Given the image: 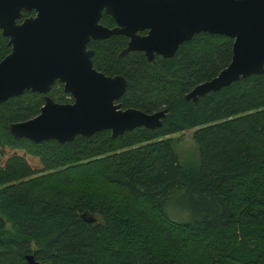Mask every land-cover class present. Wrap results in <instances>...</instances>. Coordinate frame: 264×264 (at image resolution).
Returning a JSON list of instances; mask_svg holds the SVG:
<instances>
[{
  "label": "trees",
  "instance_id": "16d2710c",
  "mask_svg": "<svg viewBox=\"0 0 264 264\" xmlns=\"http://www.w3.org/2000/svg\"><path fill=\"white\" fill-rule=\"evenodd\" d=\"M126 43L91 41L93 66L126 78L124 108L166 109L159 127L34 143L8 124L36 116L44 95L0 103V264H264V73L193 101L185 94L230 62L231 38L201 32L153 62L118 57ZM9 52L0 32V60ZM47 94L72 101L58 81ZM187 129L183 153L175 135ZM176 202L189 219L169 216Z\"/></svg>",
  "mask_w": 264,
  "mask_h": 264
},
{
  "label": "water",
  "instance_id": "95a60500",
  "mask_svg": "<svg viewBox=\"0 0 264 264\" xmlns=\"http://www.w3.org/2000/svg\"><path fill=\"white\" fill-rule=\"evenodd\" d=\"M102 13L113 18L114 27L99 23ZM0 32L10 46L0 60V103L26 90L44 94L36 116L8 124L14 137L34 143H64L101 130L116 137L140 126H161L166 109L146 113L117 102L127 80L94 68L90 40L125 35L129 40L119 56L141 51L152 62L156 55L171 58L201 32L231 38L230 62L185 94L193 101L264 73V0H0ZM56 81L72 102L47 95ZM24 258L27 264H48L32 254Z\"/></svg>",
  "mask_w": 264,
  "mask_h": 264
},
{
  "label": "rangeland",
  "instance_id": "374dc122",
  "mask_svg": "<svg viewBox=\"0 0 264 264\" xmlns=\"http://www.w3.org/2000/svg\"><path fill=\"white\" fill-rule=\"evenodd\" d=\"M192 132H193V129H187V130L183 131L182 133H177L175 135V136L182 135L180 141L179 142L177 141L176 147H178V151L183 150L185 152L188 150H191V151L193 150L194 143L192 140ZM17 152L19 154L24 153L22 151H17ZM25 157L29 161H31L34 165L38 166V163H37L35 158H33L29 155H25ZM169 204H171V205H169ZM169 204L167 205V210H168L167 212L172 219H175V220H187V219H189L188 212L186 211V213L185 212L183 213V209L180 207L179 203L176 202V203H169Z\"/></svg>",
  "mask_w": 264,
  "mask_h": 264
},
{
  "label": "flooded vegetation",
  "instance_id": "af4514ba",
  "mask_svg": "<svg viewBox=\"0 0 264 264\" xmlns=\"http://www.w3.org/2000/svg\"><path fill=\"white\" fill-rule=\"evenodd\" d=\"M103 14H105V13H102V15H103ZM30 15H34V12H33V11L30 12V13L23 12V17L30 16ZM105 15H107V14H105ZM108 16H109V17L112 19V21H113V23H112L111 25H105V24L101 23V22H100V19H99V23L102 24L103 26L107 27V28H112V27H114L115 22H114L113 18H112L110 15H108ZM100 18H101V17H100ZM142 32H143V31H142ZM139 33H140V34H144L145 31H144V33H141V32H139ZM119 35H121V34H119ZM124 36H125V35H124ZM108 38H109V37H108ZM105 39H106V38H105ZM100 40H102V39H100ZM128 40H129V39H128V37H127V42H128ZM91 41H97V40H90V42H91ZM90 42L87 44V48L92 49V48L89 46ZM126 45H127V43H126ZM126 45H125V47H126ZM125 47H123V48H125ZM123 48H122V49H123ZM122 49H121V50H122ZM92 50L94 51V49H92ZM121 50H120V51H121ZM119 53H120V52H119ZM128 53H129V52H128ZM93 54H94V53H93ZM126 54H127V53H126ZM126 54H125V55H126ZM123 56H124V55H123ZM123 56H122V57H123ZM118 57H120L119 54H118ZM152 62H153V61H152ZM96 70H97V69H96ZM102 73H103V72H102ZM105 75H106V74H105ZM116 75H121V74H116ZM108 76H114V75H108ZM122 76H123V75H122ZM56 82H57V81H56ZM59 83H60V82H59ZM61 84H62V83H61ZM51 87H52V86H51ZM123 94H124V93H123ZM43 95H44V94H43ZM47 95H48V94H47ZM70 97H71V96H70ZM121 97H122V96H121ZM121 97H120V98H121ZM71 98H72V97H71ZM120 98H119V99H120ZM119 99H118V100H119ZM118 100H117V102H119ZM71 102H72V101H71ZM119 103H120V102H119ZM122 107H123V106H122ZM123 108H124V107H123Z\"/></svg>",
  "mask_w": 264,
  "mask_h": 264
}]
</instances>
